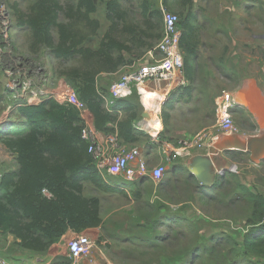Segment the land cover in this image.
Wrapping results in <instances>:
<instances>
[{
	"label": "rangeland",
	"instance_id": "374dc122",
	"mask_svg": "<svg viewBox=\"0 0 264 264\" xmlns=\"http://www.w3.org/2000/svg\"><path fill=\"white\" fill-rule=\"evenodd\" d=\"M35 1L0 0V128L3 127L4 133L5 125L22 120L18 106L55 98L67 87L71 88L61 73L74 64H64L52 58L48 50L33 47L30 31L17 23L15 12H26ZM107 1L98 0L96 12L91 16L100 24L96 38L87 44L92 49L97 47L109 26L105 17ZM183 1L168 0L163 5V0H151V3L153 9L174 13L180 20ZM190 2L200 43L198 57L192 65V80L187 81L184 74L183 85H172L156 94L159 110L156 114L161 125L157 128L158 133L150 129L151 116L142 94L136 90L140 105L136 128L143 135L133 146L120 143L125 150L143 149L148 160L151 153L153 158L158 156V164H151L143 157L149 170L168 167L164 143L174 145L187 138L185 130L209 126L215 120L212 113L219 95L231 92L245 80L264 89V0ZM124 7L129 21L142 23L134 3ZM151 22L158 25L156 20ZM158 42L153 40V48L142 49L141 57L131 66L123 67L115 74L102 75L100 85L109 89L124 74L153 63L158 57ZM125 57L129 59L128 55ZM161 84L168 86L166 82L154 81L147 82L142 88L160 89ZM187 86L192 87L190 96L181 89ZM164 111L169 115L166 128L162 121ZM233 122L236 127L234 118ZM4 133H0V175L16 166L2 143ZM227 157L225 174L219 175L220 169L214 180L219 178L221 183L203 186L204 189L194 180L187 181L184 158L174 161L165 171L163 181L177 180L167 190L159 189L152 180L138 186L102 172L108 183H119L123 188L134 186L133 191H139V196L135 198L131 192L130 196L104 193L86 184L84 195L100 200L102 219V226L92 235L94 240H91L89 252L92 248L97 249L112 264H259L262 259L256 255L249 256L250 262L241 261L238 251L242 249L243 235L250 229L252 214L243 188L264 197V160H253L248 154L238 155L235 159L229 154ZM179 163L183 164L181 172L174 169L181 165ZM211 186L216 187L212 189ZM97 240H100L99 244ZM8 242L9 236H0V246L4 247ZM3 254L6 256V251ZM4 255H0V260L7 263Z\"/></svg>",
	"mask_w": 264,
	"mask_h": 264
},
{
	"label": "trees",
	"instance_id": "16d2710c",
	"mask_svg": "<svg viewBox=\"0 0 264 264\" xmlns=\"http://www.w3.org/2000/svg\"><path fill=\"white\" fill-rule=\"evenodd\" d=\"M97 1L36 0L26 12L16 11L15 16L18 25L30 31L33 47L48 50L52 58L64 64H74L61 75L92 114L95 130L104 135L116 134L120 143L133 146L143 135L136 128L140 118L139 95L133 89L131 96L106 105L109 89L100 85V77L131 66L141 57L142 49L153 48V40L161 39L162 12L152 8L151 0H108L105 17L109 26L92 49L87 44L96 38L100 28L99 22L91 17L96 12ZM167 1L163 0V5ZM132 3L141 24L128 19L124 5ZM192 7L190 0L182 2L177 23L183 75L187 81L192 80V65L200 44ZM152 20L158 25H153ZM181 89L191 95V86ZM17 112L22 120L6 127L2 139L14 156L16 167L0 175V235L13 236L14 244L20 249L40 253L69 230L81 234L102 226L100 200L83 195L85 184L104 193H124L108 186L97 169L88 152L90 143L81 137L84 121L74 107L45 98L37 105L18 106ZM168 120L169 115L164 111V128ZM244 154L229 152L232 159ZM192 180L187 172V181ZM176 181L162 179L157 185L167 190ZM220 183L218 178L213 184ZM243 192L252 214L250 229L243 235L242 249L238 251L240 260L250 262L249 256L256 255L262 259L259 264H264V197L244 188ZM131 193L135 198L139 196V191ZM96 242L99 244L100 240Z\"/></svg>",
	"mask_w": 264,
	"mask_h": 264
},
{
	"label": "built area",
	"instance_id": "2783aa9c",
	"mask_svg": "<svg viewBox=\"0 0 264 264\" xmlns=\"http://www.w3.org/2000/svg\"><path fill=\"white\" fill-rule=\"evenodd\" d=\"M163 31L158 42L156 51L157 60L146 66L124 74L117 82L109 88L110 99L105 100L106 105H111L113 100L125 99L131 96L133 89L141 93V88L147 82H166L167 87L174 85L179 87L184 84L183 78V56L179 47L180 31L177 28L178 16L174 13L162 11ZM152 55V51L148 52ZM143 96V95H142ZM53 98V96L51 97ZM58 103H66L74 107L82 116L87 113L85 105L77 98L74 91L67 87L57 97ZM241 106L235 95L224 92L215 99V120L212 129L201 130L195 135L178 141L176 144L164 143L165 160L168 167L173 165L179 158H187L194 151L212 154V150L220 135L233 134L236 128L233 124L231 111ZM83 119V118H82ZM84 121V120H83ZM85 126L82 131V139L90 143L88 152L93 156L97 169L111 176H119L127 181H139L150 178L155 184L159 183L167 170L165 166L149 170L141 158L138 148L125 150L116 134L105 135V143L99 144L94 132ZM156 131L155 133H158ZM208 149H210L208 151ZM217 152V151H215ZM225 169L219 171V175L225 174ZM233 170V169H231ZM46 193V191H43ZM92 241L76 234L66 245L69 257L78 260L89 254ZM0 264H7L0 260Z\"/></svg>",
	"mask_w": 264,
	"mask_h": 264
},
{
	"label": "crops",
	"instance_id": "0c3cea01",
	"mask_svg": "<svg viewBox=\"0 0 264 264\" xmlns=\"http://www.w3.org/2000/svg\"><path fill=\"white\" fill-rule=\"evenodd\" d=\"M231 93L235 95L236 99L241 104V106L234 108L231 111L232 120L234 118L237 124V126L235 127L236 132L233 134H226L219 136L215 146L213 147L215 148V151L217 150L216 154L207 155L205 152L194 151L190 157L187 158L183 157L186 161L187 172H188L189 160L196 156L202 157L203 162L201 166L197 168V170L201 176V179L205 181V184L199 182L194 175L189 173L190 175H192L193 179L198 183V185L201 186L213 185L217 171H219L220 169H224L225 166L228 165L229 158L227 157V154H229L230 151H239L248 154L250 158L253 160H262V161L264 160V89H261V87L253 81L245 80L242 83H240V85H238L236 88H234L231 91ZM40 102L41 101L36 103L31 102L26 104L37 105ZM197 111L198 110H195V112ZM82 118L84 122L88 125V128L94 132L97 142L103 145L105 143V135L95 130L94 118L92 114L89 111H87V113H85L82 116ZM212 119H215L214 113H212ZM215 123L216 120H214L209 126L196 127V129L194 130L187 129L185 130V137L189 138L195 135L196 133H198L199 131L207 128L212 129ZM11 124L13 123L5 125V128ZM2 128L3 127L0 128V133H3ZM138 149L140 151L141 158L143 159V157H146L147 159V156L145 155V152H143V149L141 148ZM209 150L210 149H208V151ZM11 156L14 158L13 155ZM148 158L149 160L148 159L147 160L151 164L153 163L158 164V160H159L158 156L156 158H153L151 153ZM183 158L181 157L179 158V160ZM179 164H181V167L179 169L181 172V168L183 164L182 163ZM169 167H166L167 170H169ZM14 169L15 168L11 170ZM115 177L119 178V176H115ZM148 180H150V178H144L139 182L138 181L131 182L125 179H123L122 181H125L126 183L132 185L137 184L139 186ZM107 185L115 189L121 190L125 195L128 196H130V192L134 190V186L132 188H123L119 183L112 184L107 182ZM86 197H91V196H86ZM96 229L98 228L87 229L82 233L86 234L89 237V239L93 241L94 236L92 235L95 234ZM6 235L9 236V242L4 247L0 246V249L2 250L0 255L3 256L4 255L3 253L6 251V256L4 255V257H6L7 259L6 261L8 264H66L69 263L71 260H72L71 264H112L107 259V257L103 258V255H101V253L95 248H92L88 255L83 256L78 260L71 259L69 257V252L67 250L66 245L76 235V233L70 230L67 231L57 243L51 245L46 251L40 253L20 249L14 244L15 242L14 237L8 234ZM11 245H15V246H11ZM59 259L61 260L58 261Z\"/></svg>",
	"mask_w": 264,
	"mask_h": 264
},
{
	"label": "bare ground",
	"instance_id": "6f19581e",
	"mask_svg": "<svg viewBox=\"0 0 264 264\" xmlns=\"http://www.w3.org/2000/svg\"><path fill=\"white\" fill-rule=\"evenodd\" d=\"M165 88H167V86H163L162 84L160 89L147 90L146 88H141V93L143 95V99H142L143 103L151 116V123H149L150 124L149 126L151 127L150 129L155 132L158 131L157 128L161 126L160 122L157 120V114H156L157 112H159V110L157 111L158 100L156 94L161 90H165Z\"/></svg>",
	"mask_w": 264,
	"mask_h": 264
},
{
	"label": "water",
	"instance_id": "95a60500",
	"mask_svg": "<svg viewBox=\"0 0 264 264\" xmlns=\"http://www.w3.org/2000/svg\"><path fill=\"white\" fill-rule=\"evenodd\" d=\"M211 152L212 154L217 153L215 152V150H212ZM202 162H203V159L200 156H196L190 159L188 162V173L194 175L197 178V180L201 182L202 184H205V181L201 179V176L197 170V168L201 166ZM204 186H207V185H204Z\"/></svg>",
	"mask_w": 264,
	"mask_h": 264
}]
</instances>
